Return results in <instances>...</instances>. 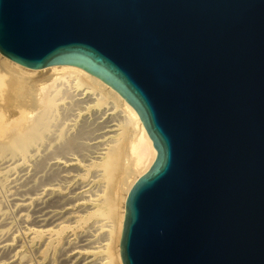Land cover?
Segmentation results:
<instances>
[{"label": "water", "instance_id": "obj_1", "mask_svg": "<svg viewBox=\"0 0 264 264\" xmlns=\"http://www.w3.org/2000/svg\"><path fill=\"white\" fill-rule=\"evenodd\" d=\"M0 54L83 69L137 112L157 156L122 264H264V0H0Z\"/></svg>", "mask_w": 264, "mask_h": 264}, {"label": "bare ground", "instance_id": "obj_2", "mask_svg": "<svg viewBox=\"0 0 264 264\" xmlns=\"http://www.w3.org/2000/svg\"><path fill=\"white\" fill-rule=\"evenodd\" d=\"M0 69L10 77L4 88L0 73V264H114L109 245L122 224L117 231L109 182L125 179L124 216L157 156L137 112L75 66L32 70L0 54ZM109 103L122 121L90 123L89 111ZM72 111L76 120L65 124Z\"/></svg>", "mask_w": 264, "mask_h": 264}, {"label": "rangeland", "instance_id": "obj_3", "mask_svg": "<svg viewBox=\"0 0 264 264\" xmlns=\"http://www.w3.org/2000/svg\"><path fill=\"white\" fill-rule=\"evenodd\" d=\"M0 73L2 75V79H1V83L2 85L4 86V88H6V86H9L10 84V77L7 76L3 71L2 69H0ZM3 88V89H4ZM62 88H65V87H62ZM83 90L82 89H79L78 91H72L71 92H74L73 94H79L81 91ZM75 95V98H78V96ZM70 102L69 99H65L63 102H62V106L64 107H67L69 104L68 103ZM67 103V104H65ZM92 103H90L89 105H91ZM67 105V106H66ZM86 107V106H85ZM110 107V109H109ZM118 108H113L112 104H107L106 106L103 105L99 112L100 113H97L96 115L92 114L94 112V110H90L89 111V115L90 116V123L94 124L95 125V122L96 123H99V122H102L103 125H105L106 123V126H111V125H117L118 123H120V121H122V116L123 114L121 113V107L117 105ZM93 111V112H92ZM76 112L77 111H72L70 113V115L68 116V119H66V121H63L65 122V124H73L74 123V120H76L75 118V115H76ZM92 112V113H91ZM118 112V113H117ZM104 113V114H103ZM73 114V118L71 117V115ZM75 114V115H74ZM109 114V115H108ZM113 117H111V115ZM115 116V117H114ZM110 119V121L107 122L108 118ZM111 117V118H110ZM119 117H120V120H119ZM70 118V119H69ZM75 118V119H74ZM98 118V119H97ZM107 118V119H106ZM113 118H115L113 120ZM122 118V119H121ZM97 119V120H96ZM104 119V120H103ZM112 119V120H111ZM69 120V121H67ZM96 120V121H95ZM116 123H115V122ZM105 122V123H104ZM100 132H96V134H99ZM125 179L123 178H119V179H116V177H112L111 181L109 182V186H111L113 188V186L115 185V190L113 191V193L109 196V199H110V202H111V205H112V208H113V221H114V227L116 228L117 231H119L118 229H120V226L121 224L123 225V208H122V204L124 202V196L126 194V187H125ZM122 230V228H121ZM121 235V234H120ZM117 237H115L116 239ZM120 239V238H119ZM118 244H119V241H118ZM118 244H111L109 246H111V254L113 255L114 257V264H121L120 262H118V259L120 260L119 258V247H118ZM102 257V256H101Z\"/></svg>", "mask_w": 264, "mask_h": 264}]
</instances>
